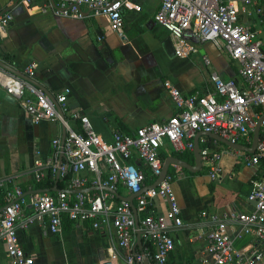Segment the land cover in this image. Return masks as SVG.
I'll use <instances>...</instances> for the list:
<instances>
[{"label":"crops","instance_id":"1","mask_svg":"<svg viewBox=\"0 0 264 264\" xmlns=\"http://www.w3.org/2000/svg\"><path fill=\"white\" fill-rule=\"evenodd\" d=\"M254 2L260 13H239V22L264 33V0ZM158 4L159 0H130L121 9V28L113 31L103 16L85 7L82 17L75 18L55 15L41 0H0V12L8 11L12 17L0 34V59L21 73L29 62L36 63L32 80L49 95L64 93L69 112L87 116L104 141L110 140L113 131L132 133L174 113L164 81L181 95L196 97L212 92L210 72L239 82L237 63L227 57L219 41L198 42L186 31L184 36L194 51L186 58L177 57L169 33L153 20ZM203 56L208 64L203 63ZM67 120L78 129L76 119ZM62 131L57 122L32 123L22 106L0 88V177L12 176L11 183L23 192L36 188L29 174L32 161L49 156L50 140ZM197 141L199 148L206 146L218 155V177H209V165L203 161L194 172L168 165L182 224L171 230L174 246L166 264H214L204 250L205 235L212 228L208 215L222 213L233 246L242 250L256 247L264 261V237L243 232L234 217L252 210L246 193L250 183L264 175V162L246 166L242 155L248 152L205 136ZM250 142L240 139L237 143L249 147ZM159 155L193 163L191 151L175 152L166 140ZM116 192L126 195L121 187ZM114 197L113 202L119 200ZM153 206L158 212L166 207L160 198L154 199ZM28 211L26 207L24 212ZM16 235L25 255L32 257L31 264H102L106 260L125 264L127 251L116 244L113 234L92 229L88 222L62 223L59 233L32 222L17 229ZM143 238L142 232L141 244ZM0 264H6L1 240Z\"/></svg>","mask_w":264,"mask_h":264},{"label":"built area","instance_id":"2","mask_svg":"<svg viewBox=\"0 0 264 264\" xmlns=\"http://www.w3.org/2000/svg\"><path fill=\"white\" fill-rule=\"evenodd\" d=\"M28 2L30 0H23ZM43 5L58 16L82 17L85 7L105 18L108 27L117 31L122 26L121 9L130 0H41ZM239 13L259 14L254 0H159L153 14L156 24L170 35L177 57L186 58L194 46L184 36L189 31L198 42L219 41L226 55L237 63L235 79L221 78L210 72L212 92L196 97L183 96L167 81L164 87L174 103V113L162 122H149L132 133L113 131L109 141L97 135L87 116L70 113L64 93L50 96L40 88L0 67V88L16 100L32 123L57 122L64 135L50 140V154L44 159L36 157L29 169L32 182L38 184L48 177L54 184L58 179L61 190L23 195V189L11 183L12 176L0 177L3 208L0 210V240L4 245L6 264H31L17 241L16 230L37 222L51 233H59L63 219L86 221L92 229L113 234L116 244L127 252L125 264H166L173 249L171 230L181 226L179 206L171 188L173 176L166 172L154 186L140 192L160 174L163 158L159 148L166 140L175 152L191 151L192 138L197 131L211 132L229 141H251L256 120L264 113V33L239 22ZM8 11L0 12V34L11 21ZM1 61V59H0ZM204 64L208 59L202 57ZM36 63L29 62L22 74L32 79ZM257 108V111L255 110ZM68 118L76 119L73 129ZM205 142L204 138H200ZM201 161L209 165V177L216 179L218 155L206 146L199 148ZM149 178L145 182L142 168ZM246 166L264 162V118L260 121L258 138L251 153L242 155ZM57 173V177H55ZM86 191L68 193L66 190ZM124 189L133 198L139 229L144 238L141 250L132 252L135 242L134 218L127 201L115 199L114 194L101 187ZM165 201V209H154V199ZM246 199L253 203L251 211L236 214L242 231L256 238L264 237V175L250 183ZM0 206V207H1ZM28 207V213L24 209ZM201 216H206L201 212ZM226 215L209 214L212 228L205 235V253L214 264H264L262 252L233 246L227 232Z\"/></svg>","mask_w":264,"mask_h":264},{"label":"water","instance_id":"3","mask_svg":"<svg viewBox=\"0 0 264 264\" xmlns=\"http://www.w3.org/2000/svg\"><path fill=\"white\" fill-rule=\"evenodd\" d=\"M0 67L4 68L5 70L15 74L16 76L25 79L27 81H29L30 83L34 84L35 86L39 87L42 92H44L45 94L49 95L44 89L43 87H41L40 85H38L36 82H34L32 79L27 78L25 75H23L21 72L13 69L11 66L7 65L6 63H4L3 61H0ZM50 96V95H49ZM264 118V113L262 115H260V117L256 120L253 131H252V135H251V142L249 147H244L241 146L239 143L237 142H229L221 137H219L218 135L211 133V132H205V131H197L195 133V135L192 138V142H193V148L191 150L192 156H193V163L192 164H188L187 162L183 161L182 159L175 157V156H167L163 159L162 165H161V169H160V174L153 180L152 183H150L149 185H146L144 187H142L140 189V192L146 190L147 188L150 187H154L159 180L163 177V175L167 172V167L169 164H174L177 165L179 167L185 168L191 172L197 171L200 166H201V158H200V154H199V145H198V137L199 136H205L208 137L210 139H214L218 142H221L223 144H225L226 146L233 148V149H238V150H243L245 152L251 153L254 150L257 138H258V131H259V124L260 121ZM64 132L62 131L61 133V139L63 138ZM55 177H57V173L55 175ZM98 187H87L84 189H80V190H66L68 193H72V192H77V191H86V190H91V189H97ZM102 189L108 190L110 191L112 194H114V196H116L119 200H124L127 201L131 207L132 213H133V218H134V227L136 228L135 231V242L132 246V252H134L135 250L140 251L141 250V241H140V234L143 232L139 229L138 226V222H137V217H136V213H135V207L133 204V198L137 195V194H128V195H120L118 194L115 190H111L108 189V187H101ZM57 190H61L60 188L56 187V181L54 182V184L50 187V188H40V187H36L34 189H30L28 191L23 192V195L26 194H34V193H40V192H48V191H52L55 192ZM3 208V206L0 207V210ZM102 264H111L110 261L106 260L104 261ZM143 264H147L146 259L143 258Z\"/></svg>","mask_w":264,"mask_h":264},{"label":"trees","instance_id":"4","mask_svg":"<svg viewBox=\"0 0 264 264\" xmlns=\"http://www.w3.org/2000/svg\"><path fill=\"white\" fill-rule=\"evenodd\" d=\"M257 111V108L255 109ZM132 162L135 164V166L143 169V171L145 172V182L147 180V172H146V169L143 168V166L141 165V163L139 161H136V160H132ZM36 187H40V188H50L52 185L49 183V179L48 177H45L44 180L38 184H35ZM56 187L57 188H61L62 187V183L61 181L58 179L56 181ZM2 204V193H0V206ZM71 222H74V221H71V220H68V219H63V224H70ZM77 222H86V221H77ZM87 223V222H86Z\"/></svg>","mask_w":264,"mask_h":264}]
</instances>
